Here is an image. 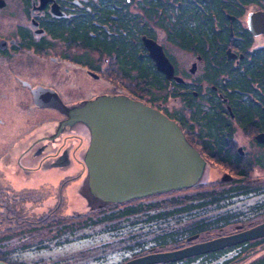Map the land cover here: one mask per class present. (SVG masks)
<instances>
[{
	"label": "flooded vegetation",
	"instance_id": "obj_1",
	"mask_svg": "<svg viewBox=\"0 0 264 264\" xmlns=\"http://www.w3.org/2000/svg\"><path fill=\"white\" fill-rule=\"evenodd\" d=\"M261 9L264 0H0V193L29 195L13 194L11 208L0 203V224H35L31 206L37 201L47 211L60 208L62 187L56 186L52 208L48 180L41 176L44 182L35 185L34 173L69 167L73 158L84 177L86 126L65 110L100 95H123L159 109L204 161L205 179L188 196L195 200L176 213L191 222L178 229L159 226L152 246L139 245L124 260L264 222V34H253L246 20ZM149 46L163 52L171 77L158 69ZM83 91L68 99V93ZM153 91L169 96L172 110ZM79 193L90 212L72 216L98 215L104 205L86 187ZM174 203L170 209L183 206ZM161 218L167 219L146 220L160 225ZM263 242L261 237L161 264H210L214 256L218 264L222 254L236 249L240 257ZM0 262L25 264L2 255Z\"/></svg>",
	"mask_w": 264,
	"mask_h": 264
},
{
	"label": "water",
	"instance_id": "obj_2",
	"mask_svg": "<svg viewBox=\"0 0 264 264\" xmlns=\"http://www.w3.org/2000/svg\"><path fill=\"white\" fill-rule=\"evenodd\" d=\"M251 15V29L264 33V9ZM151 51L158 69L171 77L172 66L163 52L157 48ZM65 112L89 130L83 158L87 186L101 201L123 203L164 193L191 186L202 175L204 161L177 123L139 100L123 95L99 96ZM263 236L261 223L186 247L136 257L125 264L181 260Z\"/></svg>",
	"mask_w": 264,
	"mask_h": 264
},
{
	"label": "rangeland",
	"instance_id": "obj_3",
	"mask_svg": "<svg viewBox=\"0 0 264 264\" xmlns=\"http://www.w3.org/2000/svg\"><path fill=\"white\" fill-rule=\"evenodd\" d=\"M84 80V79H83ZM89 86L91 79L86 78ZM133 87V86H132ZM157 97V102L162 106H166L172 110L174 103L171 102L169 96H163L164 92L153 91ZM87 94L86 92H79L77 94L68 93V99L75 96ZM164 100H167L166 102ZM86 134L88 131L83 128ZM82 129V130H83ZM69 167L63 169L49 168L46 171V178L48 185L51 186L49 201L52 203V208L55 205L56 186L62 187L63 200L60 208L55 211H47L42 203H34L32 207L34 212V222L28 224L14 225L11 223L0 224V256L8 257L12 261H23L25 264H115L127 258L134 248L139 249V245L145 244L152 246L154 236L162 229H178L181 225L189 224L192 220L191 217H179L178 214L168 216L165 220H160V225L154 224L155 222H147L148 210L144 209L133 215H128L123 218H116L107 222L96 221L98 215L94 214L87 220L82 221L80 218L73 217L72 214L89 213L90 208L87 206L86 200L79 194V190L83 187V178H80L79 164L72 158ZM205 177L201 179L204 180ZM6 177H2V182H6ZM0 186H5L0 183ZM85 188V187H84ZM79 189V190H78ZM2 192V191H1ZM168 193V192H167ZM185 192H181L184 194ZM28 198V193H0V203L14 205L13 201L15 195ZM44 194V193H43ZM46 192L44 197L47 198ZM172 194L161 196H154L145 198L140 201H130L124 204H119L114 209H119L124 205H134V203H160L154 209L155 212L160 210L170 209L175 206V203L168 202ZM179 195V194H176ZM30 196L37 199V194H30ZM58 196V195H57ZM74 196L80 203L77 206L70 204V197ZM46 199V200H48ZM29 200V198L27 199ZM164 203V204H161ZM111 206V205H110ZM30 207V208H31ZM44 207V208H43ZM57 207V206H56ZM1 208V207H0ZM3 208V206H2ZM2 212V214H1ZM151 211L150 213H152ZM4 209L0 210V218H3ZM63 219L60 222L55 221L59 217ZM78 215V214H77ZM100 216V215H99ZM181 218L180 220H177ZM82 221V222H79ZM75 222H78L74 224ZM229 228H233L230 226ZM66 231V232H65ZM70 231V232H69ZM22 234V235H21ZM28 240H31L27 244ZM140 243V244H139ZM237 245V244H236ZM33 246V247H32ZM145 246L144 249L147 248ZM143 250V248L141 249ZM138 251V250H137ZM237 250H232L226 254L219 256V262L228 261L226 264H250L256 259L264 256V242L259 244L255 249H251L248 253L238 257L235 254ZM142 252V251H140ZM217 260L216 258L213 259ZM66 261L65 263H61ZM214 261L210 264H214ZM68 262V263H67ZM218 262V264H220ZM221 263V264H222ZM190 264H204L201 260L192 262Z\"/></svg>",
	"mask_w": 264,
	"mask_h": 264
},
{
	"label": "trees",
	"instance_id": "obj_4",
	"mask_svg": "<svg viewBox=\"0 0 264 264\" xmlns=\"http://www.w3.org/2000/svg\"><path fill=\"white\" fill-rule=\"evenodd\" d=\"M154 86L157 87V89H161L160 88L161 83H159V82L155 83ZM165 98H166V96H165ZM166 194H172V192L161 194V195H166ZM187 199H188V196H187ZM133 201H140V200H133ZM168 202L174 203V202H179V200H178V198H175L174 196L171 195V197H169ZM97 203L101 204V201L98 200ZM159 204L160 203H158V202L157 203H145V204L139 202V203H134V205H124V206H121V208H119V209H114L113 207H115L119 204L103 203L104 206L102 208L100 207V211L98 212V216L96 218V221L98 220L99 222H107L110 220H114L116 218H123V217L128 216V215H133V214H136L138 212H142L144 209L148 210L147 214H149V215L147 217L148 218L147 220H152V219H156L159 217L172 216V215H175L176 213L186 211L189 208L188 205H185V206L174 207V208L169 209V210H160L158 212H155V210H152L156 206L158 207ZM161 204H164V203H161ZM151 211H153V212L150 213ZM79 222H82V221H79ZM166 236H168V234L159 235V237H161V238H166ZM159 243H161V244H165V243L169 244L170 243L171 244L172 242L169 240H166V239H162L161 241H159ZM254 244H256V243H254ZM254 244H252V245H254ZM214 258L217 259V256L212 257L210 260H213ZM226 262H228V261L225 260V261H223L222 264H226ZM251 264H264V256L256 259Z\"/></svg>",
	"mask_w": 264,
	"mask_h": 264
},
{
	"label": "bare ground",
	"instance_id": "obj_5",
	"mask_svg": "<svg viewBox=\"0 0 264 264\" xmlns=\"http://www.w3.org/2000/svg\"><path fill=\"white\" fill-rule=\"evenodd\" d=\"M261 10H263V9H261ZM258 11H260V10H258ZM258 11H256V12H258ZM256 12H253V13H256ZM252 13H248L247 14V16H246V20H247V26H248V28H249V30L253 33V34H255L256 32H254L252 29H251V26H250V19L252 18V15H251ZM257 34V33H256ZM258 34H264V33H262V32H258ZM145 44L146 45H148L149 44V42H145ZM150 47V46H149ZM151 48L152 47H150V51H151ZM151 53H152V51H151ZM38 93L39 94H35V97L37 98V95H39V100H41V93H42V90H38ZM100 96H116V95H100ZM99 97V96H98ZM97 98V97H96ZM93 99H95V98H93ZM89 100H92V99H89ZM41 104V103H40ZM182 132V131H181ZM183 133V132H182ZM184 135V134H183ZM86 137L87 138H89V135H86ZM88 147V146H87ZM87 150V149H86ZM15 161H17L16 159H15ZM18 163H28L27 161H20V162H18ZM13 167H15L16 165H12ZM15 169V168H14ZM43 168L41 167L40 168V171L42 170ZM16 170H18L19 172H21L19 169H16ZM46 175V172L45 173H41V172H35L34 173V184L35 185H40V184H42L43 182H44V180H43V178L41 177V176H44V177H46L45 176ZM86 176V175H85ZM200 181V179L196 182V183H194L193 185H196L198 182ZM46 184H48V181H46ZM193 185H191L192 187H193ZM191 186H185V187H182V188H178V189H171V190H169V191H167V192H172V196H174L175 198H178V200H179V203H183V206H185V205H188L187 203L189 202V201H192V200H195V199H187V196H189V195H191L192 193H191V189H192V187ZM181 192H185L184 194H181ZM161 194H163V193H158V194H152V195H148V196H145V198H149V197H154V196H161ZM176 194H179V195H176ZM69 202H70V204H72L73 206H77V205H79L80 203L76 200V198L74 197V196H71L70 197V200H69ZM189 206V205H188ZM83 221V220H82ZM77 222H75L74 224H76ZM262 223H264V222H262ZM259 224H261V223H259ZM258 225V224H257ZM254 226H256V225H254ZM254 226H251V227H254ZM250 227V228H251ZM66 232V231H65ZM70 232V231H69ZM264 237V236H263ZM261 238V237H260ZM166 246H162V249L163 248H165ZM167 251H170V250H167ZM159 252H165V251H159ZM154 253H158V252H152V253H148V254H154ZM144 255H147V254H144ZM144 255H140V256H144ZM140 256H136V257H140ZM136 257H132V258H130V259H126V260H123V261H121V262H119V263H115V264H125L126 262H128L129 260H131V259H133V258H136ZM176 261H178V260H176ZM170 262H175V261H170ZM161 263H168V262H160V263H154V264H161ZM0 264H7V263H4V262H0Z\"/></svg>",
	"mask_w": 264,
	"mask_h": 264
}]
</instances>
